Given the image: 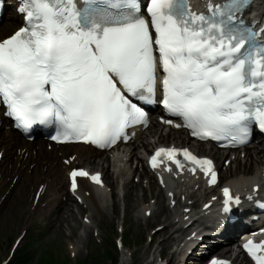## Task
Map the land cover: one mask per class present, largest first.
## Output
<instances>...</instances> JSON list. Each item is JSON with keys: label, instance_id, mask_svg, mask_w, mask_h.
I'll list each match as a JSON object with an SVG mask.
<instances>
[{"label": "snow or ice", "instance_id": "obj_1", "mask_svg": "<svg viewBox=\"0 0 264 264\" xmlns=\"http://www.w3.org/2000/svg\"><path fill=\"white\" fill-rule=\"evenodd\" d=\"M249 2L209 3L207 13H197L188 0H149L153 36L139 0H80L79 7L76 0H25L18 11L27 25L0 40L4 115L24 132L55 125L54 141L104 148L122 135L128 139L125 128L147 120L138 102L154 100L158 52L165 109L181 117L192 136L243 143L253 121L264 131V40L242 18ZM161 154L177 168L182 154L193 172L199 166L216 182L210 159L162 147L150 158L153 167ZM70 175L75 189V178L89 173L73 169ZM91 179L100 182L99 174ZM223 193L226 212L230 201L240 203L229 188ZM244 247L264 264L257 254L264 241L250 239Z\"/></svg>", "mask_w": 264, "mask_h": 264}, {"label": "bare ground", "instance_id": "obj_2", "mask_svg": "<svg viewBox=\"0 0 264 264\" xmlns=\"http://www.w3.org/2000/svg\"><path fill=\"white\" fill-rule=\"evenodd\" d=\"M14 18L8 16L7 17V21L5 22V24L0 28V37L7 34L8 33V27L14 22ZM163 129H158V130H154L152 131L154 135H151V137H153L152 141H155L156 139V135L158 134V131H161ZM182 131H175V130H169L167 131V133H162L160 132V134L158 135L157 139L159 142L162 141H166V140H176L177 142H180L181 145H183V143L185 144V142H189L188 139H186L185 137H182L181 135ZM143 134H140L137 136V140L136 143L131 144V146H129V148H132L131 150V155L132 157H134L135 159H137L138 161H140L141 156L139 154L138 151H136L135 149L139 146V144L141 143V147H143L144 149L147 148L151 143H149L147 140H143ZM0 143L1 146L4 148L5 152H4V156H3V163L4 165L1 167V171L3 174H1L0 176H2V178H0V188H3L4 192L5 190H7L8 186L5 185V177H11V175H17L18 177H21V181L23 183H25L26 181L29 180L30 177H37L39 178L38 181H40L41 183H46L47 182V186H46V190L45 193L47 198H49L48 204L44 207V208H39V212H47L49 210L50 207L54 206L55 204L60 205H64V203L62 201H59L58 197H61V194H63L64 189H63V185L66 183V178L64 175H62L61 169H60V157L58 155V151L61 152L62 154L66 153L67 151L71 150L73 153L76 154V160H80L83 159L85 160L87 163L95 161L97 165L101 164L102 161V169L104 170L105 173V177L108 181V184L111 183L110 180V176H109V167L108 165H105L103 162L105 161L104 158H102L101 154L102 152L97 151L95 149H92L89 146H85V145H72V146H67V145H63L60 146L59 149H56L57 147L54 146V148L56 150H58L56 153L55 151L52 152H47L44 148V144L43 142L39 141L36 142L35 144H28L26 142H24L22 140V138L17 135L16 133H13L11 131H4L0 133ZM194 145L195 148H198V150H203L202 148V144H196V143H192ZM29 145V148H26L24 151H20L19 153H16V148H22ZM67 146V147H66ZM253 151L250 154L248 160L250 163H254L255 166L251 165L250 168L248 167L247 169H243L241 171V173H234V176L231 177L228 182L231 183L234 187H244L247 184H250L253 182L254 179H256L257 177V173L259 170V167L257 166L258 164H260L262 162V159L264 158V148H258L256 145H253ZM221 150L216 149L214 151V154H221ZM94 156H96L98 158V160L96 158H94ZM127 156V151H121V152H116V153H112L111 154V160H124ZM217 158H219V155L216 156ZM31 164H34V166L32 167V169H30L29 173V166ZM115 167V165H113ZM94 169H98V167H95ZM251 169H254V171H251ZM119 171L122 170L124 172H128V168L124 167L123 169H118ZM44 171V172H43ZM113 172H116L115 170H113ZM237 173V175H236ZM183 180L182 183H180L181 185H184L186 190L188 191L189 189H192L193 186L195 184L198 183V179L196 178H192V179H196L198 181H194V180H185V178H180ZM58 180V181H57ZM167 181H170L169 179H166ZM17 181V180H16ZM57 181V182H55ZM18 182V181H17ZM125 186H126V191H125V195L128 198V204L129 205H134V202H130V200L132 199V196L130 194V188L132 189L133 186L137 187L135 185L129 184V182L126 180L125 182ZM36 184L35 187L39 184V183H33ZM191 184V185H190ZM200 182L198 183L197 186L199 185ZM131 185V187H130ZM150 185V184H149ZM16 186V182L13 185V187L9 190L8 195H6V198L4 201L7 200V202H9V207L6 208V210L3 212L2 215V222L5 221V219L12 214L13 212H15V210L19 207L20 204H24L25 200L22 197V192L19 191V193L15 194L13 192V188ZM151 186V185H150ZM34 187V188H35ZM130 187V188H129ZM87 185L82 182V186L80 184L79 189L77 190V193L81 194L84 202L82 203V205L86 202L85 201V194L83 189H86ZM141 190L143 191V189L141 188ZM30 192L27 193V197L29 196ZM9 196V197H8ZM106 194L105 193H101L100 191L96 194L93 193L92 190H90L89 195L87 196V199L90 200V203L87 202V204H89V206L92 209V212L90 213V216L95 218L93 220V222H95V226H97L98 222L96 219L99 218V216L102 213L103 207L106 203ZM157 208L155 207V205H152L153 208V213L151 214V217L153 218H157L158 215L160 214V212L163 213H171L172 210L169 209L167 206H165L164 204V196L163 193H161V190L159 189L157 192ZM72 199L70 197H68L67 202L65 203V206H63V208L65 209V211H58L57 213L54 214L53 219L55 220V223H58L62 220H64V222L67 225H70L71 221L76 222V218L77 216L74 213L73 210V203L71 202ZM3 203V202H2ZM78 209H82V207L77 206ZM146 210V207L143 208V212ZM63 213V214H61ZM139 220H143L144 217H142L141 215H137ZM89 217V216H88ZM170 225V222H166V224L163 226V229H165L166 227H168ZM85 229H88L87 225H84ZM232 229H235V225L232 226ZM87 239H89V237H87ZM226 248H222V252L225 250ZM235 259H240V263L241 264H249L248 260L243 256V257H239V254L235 255ZM194 261H196V258L194 259ZM196 264V262H195Z\"/></svg>", "mask_w": 264, "mask_h": 264}, {"label": "rangeland", "instance_id": "obj_3", "mask_svg": "<svg viewBox=\"0 0 264 264\" xmlns=\"http://www.w3.org/2000/svg\"><path fill=\"white\" fill-rule=\"evenodd\" d=\"M5 23V22H4ZM2 24V26L4 25ZM171 140L166 141L165 143H169ZM173 142L177 143L175 140ZM260 148H264V145L257 144ZM204 151L203 153H208V149L204 146ZM250 153L252 152V148H249ZM248 151V152H249ZM201 153V152H200ZM102 157L105 158V156L102 154ZM106 159V158H105ZM264 160L260 163L262 164ZM82 164H85V161L82 162ZM91 169L95 167L102 168V161L100 165H97L95 161L88 162L87 163ZM106 164V160L105 163ZM259 164V165H260ZM255 166L254 163H250L248 161L247 164H240L238 162H235L233 165L229 167V169L224 170L225 172L223 173L224 179H229L232 176H234L235 172L240 173L242 169L247 168L250 166ZM237 175V173H236ZM111 178L114 182V186L118 185V180L113 179L112 175ZM142 178V176H141ZM131 180V179H130ZM154 183V181H153ZM130 184L135 185L137 187H134L131 189L130 185V194L132 196V199L130 202H134V205H129L128 204V198L127 196H123L121 198H118L117 195L112 196V200L110 202V199L108 198V203L113 204L114 203V215L111 214L110 211V206H107L103 210V215L100 218L101 224L99 223V227L101 225L100 234L98 235V239L100 238H106V237H111L114 234V224H118L121 222V217H124L125 219V232L129 233V238L130 243H132V239H136L141 242V245L138 247H131L132 250H136V256L134 264H145V263H150L151 260V254L153 253L155 256L157 255L159 250H162L161 247L163 248V245H157V242L163 237V234H157L155 236V241L154 244H151L150 246L147 247V242L143 241L144 235L148 232V229L156 225L160 222H162L163 217L162 215L158 216V219H152L147 221V226L143 225V222H141L138 217L137 213L142 214V206L146 205L149 200V193L147 192L144 195V198L140 199L139 197L141 196V186H142V180L139 182L137 181V177L132 179L130 181ZM154 185H156L154 183ZM146 190V189H145ZM149 192V191H148ZM144 193V191H143ZM138 196V197H137ZM65 201V200H64ZM145 202V203H144ZM9 202L4 201L1 206H0V259L6 254L7 249L13 240V238L18 234L20 229L28 224V230L27 233L25 234L24 239L22 242L26 239V241L29 239L32 243V262H36L40 260L41 258H48L52 259L55 263L61 264H76L78 260H83L85 257L89 256L90 260H88V263L86 264H112L110 261H106L103 263L100 261V257L98 255L97 249L99 248L98 244L92 239V230H94L91 227V230L89 231V237L90 239L87 240V234L84 233L83 228H80L82 221L80 217L85 214V211L77 212L76 209L75 213L77 215L76 222L71 221L70 226L66 227V223L64 220L55 223V220L53 219V214L43 213V214H36L34 217H27L24 218L26 215L27 211V206L28 205H21L18 207L15 212L10 214L4 222H2V215L3 212L6 210V208L9 207ZM116 208V211H115ZM90 212V209H89ZM63 214V213H61ZM117 223H114L116 222ZM27 223V224H26ZM30 236L31 239H30ZM81 238V239H80ZM81 240L82 243L80 245V251L76 252L75 258H71L68 255V248L67 244L69 241L72 242L73 248L76 245L77 240ZM172 245V241H167L166 245L164 246V251L165 254L168 255L169 249ZM220 252V251H219ZM217 251V253H219ZM69 259V262H67L66 259ZM66 260V261H65Z\"/></svg>", "mask_w": 264, "mask_h": 264}, {"label": "trees", "instance_id": "obj_4", "mask_svg": "<svg viewBox=\"0 0 264 264\" xmlns=\"http://www.w3.org/2000/svg\"><path fill=\"white\" fill-rule=\"evenodd\" d=\"M30 241L23 243L19 249L16 250L12 260L8 264H58L55 263L52 259L41 258L36 263L31 261V250ZM65 264V263H63Z\"/></svg>", "mask_w": 264, "mask_h": 264}]
</instances>
